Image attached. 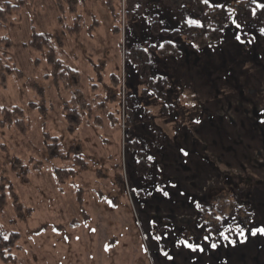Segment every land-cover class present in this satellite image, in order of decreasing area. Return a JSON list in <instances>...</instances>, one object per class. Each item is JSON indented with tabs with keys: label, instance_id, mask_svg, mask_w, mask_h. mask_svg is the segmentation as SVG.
Segmentation results:
<instances>
[{
	"label": "rangeland",
	"instance_id": "obj_1",
	"mask_svg": "<svg viewBox=\"0 0 264 264\" xmlns=\"http://www.w3.org/2000/svg\"><path fill=\"white\" fill-rule=\"evenodd\" d=\"M21 1L0 30L8 40L0 41V62L10 69L5 85L0 84V109L21 108L26 128L22 133L13 124L0 127V192L3 187L6 194L0 224L18 236L14 264H264L260 235L233 246L213 233L219 247L204 253L170 243L173 232L177 237L202 234L193 201L214 216L229 212L235 200L223 182L226 174L255 186L249 203L239 198L236 204L264 221V27L244 24L255 41L241 46L234 40L239 30L230 22L218 42L198 47L178 33L188 18L197 19L188 2L182 3V17L160 0H147L142 12L128 18L126 0L123 8L120 0L118 8L115 2L118 17L112 18L101 0H83L81 30L71 34L65 26L73 25V17L65 12L59 22L55 0ZM241 1L219 0L230 21L232 6ZM33 31L52 35L55 56L78 72L75 87L53 86L45 52L29 45ZM166 39L178 54L158 55L156 48ZM136 47L147 48L151 77L166 79L165 99L152 93L125 56ZM112 74L119 80L115 86ZM76 89L89 109L78 110L80 123L72 129L63 108L66 103L78 108ZM163 105L170 110L163 113ZM46 135L57 139L58 151L67 157H55L57 149L46 145L52 143L45 142ZM178 145L190 156L179 155ZM144 154L154 157L146 170L139 163ZM55 168L73 169L76 175L60 184ZM216 186L227 190L207 201ZM165 225L171 261L152 239Z\"/></svg>",
	"mask_w": 264,
	"mask_h": 264
},
{
	"label": "trees",
	"instance_id": "obj_2",
	"mask_svg": "<svg viewBox=\"0 0 264 264\" xmlns=\"http://www.w3.org/2000/svg\"><path fill=\"white\" fill-rule=\"evenodd\" d=\"M103 5L106 7L110 15L114 17H118V13H116L115 10V2L117 5V8L119 6L120 0H101ZM17 2V3H13ZM161 4L166 7L167 9L176 12L179 14L180 17H182V3L188 2L193 10L195 11L196 18L201 21V24L203 27H196V26H185L182 31H179L178 33H183L186 35L189 39H191V43L198 47H204L208 44H214L219 41L223 28L228 25L231 21L229 20V13L227 12L226 8H220V9H211L205 6L201 0H160ZM147 3V0H126V13L128 18L133 13H139L144 10V7ZM22 1L21 0H5L4 6L0 7V30H2L5 27V24L7 22V15L11 13L12 10L21 7ZM55 4L60 12L59 22L62 23L64 13L68 12L73 17V25L71 27L65 26L67 31L71 34H77L81 30V21L82 16L78 12L79 6L83 4V0H55ZM139 5V7H137ZM256 7V3L254 0H242L239 4H234L232 6L234 10V19H236L238 22L242 23L243 25L247 22H252L255 25L264 27V9H256V14H252V9ZM152 30L157 33L159 32V28L156 26L155 21H153ZM116 31V27H115ZM177 33L176 31H173ZM171 32V34L173 33ZM8 41L7 37H0V41ZM170 41L169 39H166L162 44L164 45L163 48L158 47L156 48V51L158 55H171V54H178L179 50L175 46V44L168 43ZM30 47L37 51V52H45V59L50 67V76L51 81L54 87L56 88H62V89H69L71 87H75L78 83V72L75 69L66 67L60 59H58L52 49V35L48 33H37L35 31L32 32L31 39L29 41ZM153 44L150 45V48H153ZM155 48V47H154ZM148 52L144 51L143 48L136 47L131 48L129 52L125 53V56H129L131 60L135 63V67L137 68V71L139 72L140 79L147 80L148 83L151 85V88H153L155 91H150L154 94H156L160 99H165L164 89H165V83L166 79L163 78H152L149 72V65H148ZM12 70H15L14 68ZM10 71L9 67L4 66L0 62V84L5 85L6 83V73ZM17 72V71H16ZM19 72V71H18ZM20 73V72H19ZM111 82L115 86L119 84V80L117 81L115 75H111ZM75 97L73 100H76L78 102V108L70 106L68 103L64 106V112L65 116L67 118V122L69 124V127L74 129L79 123L80 118L78 114V110H86L88 108V104L85 101L81 91L79 89L75 90ZM144 94H147L145 91ZM103 103V102H102ZM100 107L103 106V104L99 105ZM171 106L163 105V113L168 112L170 110ZM0 127H3L5 124H13L17 129H19L22 133L26 130L24 126V115L21 108L16 107L13 110L11 109H0ZM109 117H112V114H109ZM132 118V114H131ZM46 141L49 140L52 141V143L46 145L50 147L51 145H54L56 147L55 157H67L66 155H63L59 149V143L57 142V139L55 137H51L46 135ZM131 143L137 142L132 140ZM140 153V152H139ZM148 159L147 156H144L140 158L139 163H142L143 170L149 169L148 165ZM81 171L86 170V167L79 166ZM76 175V172L73 169L65 170L64 168H55L54 169V176L58 183L62 184L69 178H72ZM224 184L228 186V192H230V196L235 200L233 202L232 208L229 210V212H224L223 210H220L221 215L225 216L227 220H231L232 217H236L237 221H244L249 219L250 214L252 211H250V207L246 205H239L236 204V201L243 198L245 203L248 202V198H251L252 191L255 189L252 187V183L246 182L244 179L239 178L236 175L233 174H226V176L223 178ZM5 180V178H4ZM244 186V187H243ZM251 186V194L247 195V200L245 196L243 195L246 193L247 190H249V187ZM243 187V188H242ZM222 189H225L223 186H216L213 188V190L208 192L207 194V201H209V197L212 195H215ZM225 189V190H227ZM82 191L78 190V202L82 206V197H81ZM247 194V193H246ZM10 195L13 197L14 192L13 190H10ZM243 195V197H242ZM6 194L4 191V188H1L0 192V206H3L5 204ZM205 198H202V201ZM15 204V201L13 202ZM201 203V202H199ZM209 203V202H208ZM202 209H197L196 211L198 213V223L203 224L204 221H208L210 225H212V228L216 226V221L214 219V214L212 212H209L208 207L205 206V204L201 203ZM212 206V202L210 203ZM216 206V205H215ZM221 207H224L223 205H220ZM218 206V207H219ZM242 217V218H240ZM208 224V225H209ZM7 237V239H5ZM18 239V236L15 232H9L5 230L2 225L0 224V264H14V255L13 250L16 245V241Z\"/></svg>",
	"mask_w": 264,
	"mask_h": 264
},
{
	"label": "snow or ice",
	"instance_id": "obj_3",
	"mask_svg": "<svg viewBox=\"0 0 264 264\" xmlns=\"http://www.w3.org/2000/svg\"><path fill=\"white\" fill-rule=\"evenodd\" d=\"M201 2L211 9H220L223 8L224 5L219 2V0H201ZM256 2V0H254ZM139 7V5H137ZM256 9H264V3H256V7L252 9V14H256ZM229 12L232 10L229 9ZM185 23L189 26L203 27L201 21L199 19L188 18ZM231 23L235 26L236 30L234 31V40L239 43L241 46L251 45L255 41V37L249 38L247 34L243 31L244 25L238 22L236 19H233ZM261 33L264 34V29L261 30ZM168 43H172V41H168ZM155 47V45H154ZM159 47L163 48L164 45L160 44ZM147 52V48L144 49ZM195 124H200V120H195ZM261 123H264V120H261ZM178 154L184 158L190 156V153L186 148L182 145L177 146ZM147 159L149 161L153 160L154 157L148 156ZM184 163H187V160H184ZM147 179V178H146ZM172 188H176L175 184H171ZM155 190L160 192L164 197H170V193L166 191L163 187L156 186ZM151 194V193H149ZM181 196L185 195V192L179 193ZM188 199H192L191 195L188 196ZM195 208L202 209V205L199 202L193 201ZM216 226L205 227L209 224L208 221H204L203 224L198 223L197 227L202 230V234L199 237L195 235L190 236H179L177 237L174 232L172 235V239L170 241L173 247L177 249L183 247L185 249L190 250L193 253L200 252L204 253L206 248L217 249L219 247V242L217 240H213V233L222 239L223 241H227L228 244L235 245L237 241L240 243H244L249 236L256 237L257 235L264 236V221H255L254 214H250L249 219L244 221H237L236 217H232L231 220H227L225 216H215L214 217ZM150 225L155 226L156 221L150 220ZM169 229L168 226L165 225L162 233H158L152 236V239L157 243L158 251L169 261L173 260V256L169 254L168 251L165 250L167 244L169 243ZM235 232L236 238L233 239L231 237V233ZM7 239V237H5ZM227 246V245H225Z\"/></svg>",
	"mask_w": 264,
	"mask_h": 264
},
{
	"label": "built area",
	"instance_id": "obj_4",
	"mask_svg": "<svg viewBox=\"0 0 264 264\" xmlns=\"http://www.w3.org/2000/svg\"><path fill=\"white\" fill-rule=\"evenodd\" d=\"M122 2V8L124 7L125 0H121Z\"/></svg>",
	"mask_w": 264,
	"mask_h": 264
}]
</instances>
